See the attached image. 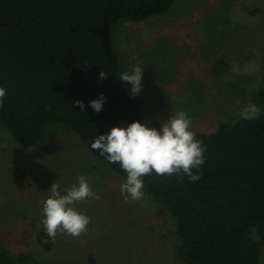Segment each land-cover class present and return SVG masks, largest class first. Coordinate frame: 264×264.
<instances>
[{
  "label": "rangeland",
  "instance_id": "obj_1",
  "mask_svg": "<svg viewBox=\"0 0 264 264\" xmlns=\"http://www.w3.org/2000/svg\"><path fill=\"white\" fill-rule=\"evenodd\" d=\"M238 3L174 0L161 15L114 25L123 72L144 68L140 94L126 89L147 118L165 122L184 111L194 132H211L249 103L264 113V15ZM80 175L93 193L75 204L89 217L87 230L50 238L42 224L48 189L56 182L63 191ZM124 182L60 125L25 147L0 122V242L12 255L25 254V264H184L169 210L144 192L125 199Z\"/></svg>",
  "mask_w": 264,
  "mask_h": 264
},
{
  "label": "trees",
  "instance_id": "obj_2",
  "mask_svg": "<svg viewBox=\"0 0 264 264\" xmlns=\"http://www.w3.org/2000/svg\"><path fill=\"white\" fill-rule=\"evenodd\" d=\"M174 0H0V87L6 89L0 122L25 147L41 142L49 126L72 131L92 155L126 182L119 163L91 148L118 123L149 121L119 79L112 28L165 13ZM229 2V0H225ZM237 6L264 15V0ZM230 5H228L229 7ZM227 8V6H226ZM108 73L99 79V73ZM103 93L102 111L89 101ZM76 101L85 105L81 110ZM206 152L200 178L146 175L142 191L165 206L184 264H259L264 247V113L220 122L195 132ZM194 173L196 170H193ZM0 242V264H25Z\"/></svg>",
  "mask_w": 264,
  "mask_h": 264
},
{
  "label": "clouds",
  "instance_id": "obj_3",
  "mask_svg": "<svg viewBox=\"0 0 264 264\" xmlns=\"http://www.w3.org/2000/svg\"><path fill=\"white\" fill-rule=\"evenodd\" d=\"M143 71L144 68L140 65H134L119 76L122 82L130 84V91L134 96L139 95L143 89ZM107 75V72L101 71L98 78L106 79ZM6 94V89L0 87V106L3 105ZM105 100L106 97L101 93L89 101V106L99 113ZM76 103L81 110L84 109L82 101ZM261 111L257 104L249 103L243 108L241 118L256 119ZM91 148L99 150L109 163H119L127 173L126 182L121 184L120 191L125 199L132 200L143 197V178L152 172L162 175L183 173L192 182L197 181L207 150L202 141L196 138L192 120L184 111L170 115L159 127L141 120L115 124L106 133L97 135ZM48 190L50 194L42 208V224L47 235L55 238L57 232L62 231L71 236H79L86 231L89 217L75 207L76 202L93 195L85 176L80 175L76 183L63 191L56 182Z\"/></svg>",
  "mask_w": 264,
  "mask_h": 264
}]
</instances>
